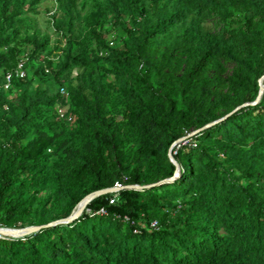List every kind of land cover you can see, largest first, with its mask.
<instances>
[{
    "label": "trees",
    "instance_id": "trees-1",
    "mask_svg": "<svg viewBox=\"0 0 264 264\" xmlns=\"http://www.w3.org/2000/svg\"><path fill=\"white\" fill-rule=\"evenodd\" d=\"M44 1L0 0V226L122 188L0 264H264V0Z\"/></svg>",
    "mask_w": 264,
    "mask_h": 264
},
{
    "label": "water",
    "instance_id": "water-1",
    "mask_svg": "<svg viewBox=\"0 0 264 264\" xmlns=\"http://www.w3.org/2000/svg\"><path fill=\"white\" fill-rule=\"evenodd\" d=\"M263 80H264V74L263 76L260 77L259 79V84H260V90H259V94L256 98V100L254 102H257L261 99L263 93H264V84H263ZM247 104V103H245ZM243 104V105H245ZM211 124V123H210ZM210 124H207L205 126H208ZM204 126V127H205ZM203 128V127H202ZM199 130V129H198ZM197 130H194L192 133H189L181 138H179L178 141H182V140H185L188 136L194 134ZM177 141V142H178ZM177 142H175L174 144H176ZM171 145V147L169 148V151H168V156L170 158V160L175 164L176 166V170H175V174H174V177L178 176L179 175V170H180V167H179V163L177 162V160L174 158V156L172 155L171 153V149L173 147V145ZM173 178V177H172ZM161 181L159 182H156V183H152V184H147V185H139V184H133V185H128V187L130 188H137V189H141V188H145V187H153V186H156L158 184H160ZM122 186L120 185H116V186H113V187H108V188H104V189H100V190H97V191H94L92 193H90L89 195H87L80 203L79 205L77 206V208L80 206V210H74L72 212V214L66 218H63V219H59V220H56V221H52L46 225H30V226H25V227H20V228H14V227H3V226H0V233H3L4 231L6 233H4L3 235L5 236H11V237H21V236H24V235H27L29 233H32L33 231H36L44 226H48V225H52V224H55V223H59V222H70L76 218H78L82 212L84 211V209L86 208L87 204L93 199L95 198L96 196L98 195H101V194H104V193H108V192H115V191H118L119 189H121ZM76 208V209H77Z\"/></svg>",
    "mask_w": 264,
    "mask_h": 264
},
{
    "label": "built area",
    "instance_id": "built-area-1",
    "mask_svg": "<svg viewBox=\"0 0 264 264\" xmlns=\"http://www.w3.org/2000/svg\"><path fill=\"white\" fill-rule=\"evenodd\" d=\"M26 60H27V57L20 59L18 64H17V66L15 67L14 71H10V72H8L6 74L5 82L2 85V87L4 89L7 90V89H9L11 87V84H12V81H13V76H18V77H24L25 76L26 71H25V67L24 66H25ZM61 92H62V94L68 96V91H67L66 87H62L61 88ZM60 113H61L62 116L65 115L64 112H61V110H60ZM184 142H185V140H184ZM178 146H180V144H178ZM125 220H129V218L126 217ZM151 227L155 228V229H158L159 228L158 221L157 220L152 221L151 222ZM3 236H5V235H1L0 234V237H3Z\"/></svg>",
    "mask_w": 264,
    "mask_h": 264
},
{
    "label": "rangeland",
    "instance_id": "rangeland-1",
    "mask_svg": "<svg viewBox=\"0 0 264 264\" xmlns=\"http://www.w3.org/2000/svg\"><path fill=\"white\" fill-rule=\"evenodd\" d=\"M56 7L55 0H46L40 5V14L38 16L39 18V23L42 26L43 29L47 30L48 25H49V20H50V15L54 11ZM50 33L52 34L53 38L55 39L56 34L54 33V30L52 28H49ZM264 84V80H263ZM61 112H66V108H60ZM193 132V131H192ZM190 132V133H192ZM80 207L77 209L79 210ZM3 235V234H1Z\"/></svg>",
    "mask_w": 264,
    "mask_h": 264
},
{
    "label": "bare ground",
    "instance_id": "bare-ground-1",
    "mask_svg": "<svg viewBox=\"0 0 264 264\" xmlns=\"http://www.w3.org/2000/svg\"><path fill=\"white\" fill-rule=\"evenodd\" d=\"M79 210H80V209H79ZM79 210H78V211H79ZM4 233H6V232L4 231L3 233H0V234H4Z\"/></svg>",
    "mask_w": 264,
    "mask_h": 264
}]
</instances>
